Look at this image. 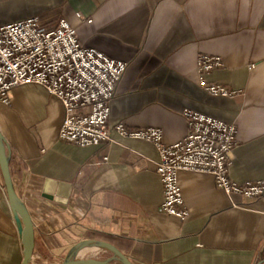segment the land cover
Wrapping results in <instances>:
<instances>
[{"label":"crops","instance_id":"crops-1","mask_svg":"<svg viewBox=\"0 0 264 264\" xmlns=\"http://www.w3.org/2000/svg\"><path fill=\"white\" fill-rule=\"evenodd\" d=\"M91 19L81 21L77 15ZM37 17L45 30L61 19L83 46L128 67L109 104L108 126L159 128L162 142L181 141L190 110L235 124L239 143L228 177L264 182V0H0V26ZM219 57L210 83L197 85L199 56ZM64 110L28 84L0 104V132L10 150L15 190L34 226L32 264H62L79 242H107L132 264H258L264 259V193L229 198L207 174L181 172L185 221L164 214L150 143L112 133V143L81 148L58 140ZM107 157V161L103 158ZM71 187L65 205L42 197L45 181ZM0 173V264H23L22 240ZM78 259L108 258L85 248Z\"/></svg>","mask_w":264,"mask_h":264},{"label":"built area","instance_id":"built-area-1","mask_svg":"<svg viewBox=\"0 0 264 264\" xmlns=\"http://www.w3.org/2000/svg\"><path fill=\"white\" fill-rule=\"evenodd\" d=\"M81 21L91 19L80 14ZM221 66V59L199 56L197 85L206 94L220 98H239L241 90L210 83L206 75ZM127 64L82 45L77 30L61 19L50 30L41 27L37 17L0 26V104L8 105L14 89L33 84L57 99L64 110L58 140L81 148L112 143V133L122 138L150 143L156 149L163 201L161 211L185 221L178 175L181 172L207 174L215 187L233 205L235 197L255 199L264 193V182L243 185L228 177L232 153L237 147V128L216 118L185 110L184 138L171 145L162 142V131L149 127L131 129L124 123L108 125L109 104L115 96ZM107 161V157L103 158Z\"/></svg>","mask_w":264,"mask_h":264},{"label":"water","instance_id":"water-1","mask_svg":"<svg viewBox=\"0 0 264 264\" xmlns=\"http://www.w3.org/2000/svg\"><path fill=\"white\" fill-rule=\"evenodd\" d=\"M0 173L3 181L4 190L8 201V206L13 215L18 233L22 240L23 264H32V256L35 245L34 226L27 208L22 199L17 194L11 172H10V150L5 139L0 132ZM71 187L65 184H58L51 180L45 181L42 187V197L54 200L65 205L70 197ZM85 248H94L107 251L108 258L99 259H78V253ZM62 264H132L127 256L116 249L113 245L98 241L86 240L77 243L71 250L70 255ZM258 264H264L262 259Z\"/></svg>","mask_w":264,"mask_h":264}]
</instances>
